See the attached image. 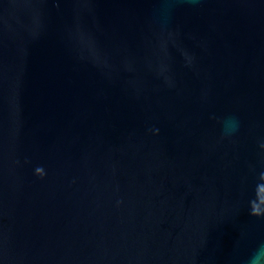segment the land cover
I'll return each instance as SVG.
<instances>
[{
    "label": "water",
    "instance_id": "1",
    "mask_svg": "<svg viewBox=\"0 0 264 264\" xmlns=\"http://www.w3.org/2000/svg\"><path fill=\"white\" fill-rule=\"evenodd\" d=\"M0 264H264V0H0Z\"/></svg>",
    "mask_w": 264,
    "mask_h": 264
}]
</instances>
